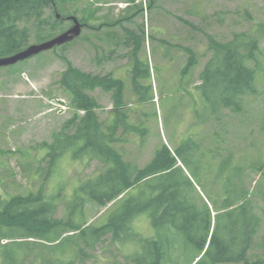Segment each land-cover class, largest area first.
Instances as JSON below:
<instances>
[{
    "label": "trees",
    "instance_id": "1",
    "mask_svg": "<svg viewBox=\"0 0 264 264\" xmlns=\"http://www.w3.org/2000/svg\"><path fill=\"white\" fill-rule=\"evenodd\" d=\"M62 2L0 0V58L25 50L33 33L43 42L41 36L69 22V18L84 21L77 12L68 14L67 3ZM82 25L91 28L88 22ZM126 31V45H133L132 91L139 102L154 103L151 68L139 58L141 38ZM209 47H214L215 53L194 88L196 100L206 109L205 117L217 115L222 109L239 113L243 97L255 91L256 70L247 63L256 62L258 40L243 33L229 43H216L210 38ZM184 51L190 57L186 75L199 62L193 50ZM59 85L70 98L74 114L53 135L51 144H43L48 152L47 177L56 174L59 160L67 154L75 163L98 162L104 171L74 189L73 199L66 206L67 220L56 217L60 196L46 192V184L25 196H0L1 264H84L107 238L115 245L136 244L140 248L141 252L128 258L131 264H195L197 260L196 264H264V236L256 243L262 219L253 208L241 167L230 168L228 161L223 162L219 193L204 184L212 169L204 164L205 154L199 153V146L191 142L175 150L163 144L151 161L139 168L118 148L133 136L147 135L144 125L130 121L124 102L125 81L113 73L92 74L70 65L61 74ZM97 89L112 94L114 109L107 123L101 120L100 105L92 95ZM42 173L38 168L37 175ZM87 204L101 209L113 204L109 221L103 226L89 225ZM144 215L150 217L154 229L150 238L134 230V224ZM5 240L8 243L4 245ZM33 245L41 250L36 251ZM260 249L263 257L253 254Z\"/></svg>",
    "mask_w": 264,
    "mask_h": 264
},
{
    "label": "rangeland",
    "instance_id": "2",
    "mask_svg": "<svg viewBox=\"0 0 264 264\" xmlns=\"http://www.w3.org/2000/svg\"><path fill=\"white\" fill-rule=\"evenodd\" d=\"M63 2L67 3L68 14L77 12L84 20L81 24L88 22L91 28L85 29L66 48H56L17 65L0 68V196L5 199L25 196L46 184V192L60 196L56 217L67 220L66 206L73 199L74 189L83 180L104 171L98 162L75 163L72 155L67 154L59 160L56 174L52 177L46 174L48 152L43 144H51L53 135L74 114L70 98L59 85L61 74L73 65L87 73H113L125 81L124 102L130 121L136 126L144 125L147 135L133 136L118 148L139 168L151 161L161 145L175 150L191 142L199 146V153L205 154L204 164L212 169L204 184L213 193H219L223 162L228 161L230 168L241 167L253 208L262 219L258 244L264 236V0ZM102 24L107 27L96 31ZM72 26L70 21L59 25L41 36L45 38L43 42L40 35L33 33L29 46L47 42L59 36L60 30L66 32ZM126 30L141 38L139 58L150 65L154 103L139 102L132 91L133 45H126ZM243 33L258 40L256 62L247 63L256 70L255 91L243 97L241 112L222 109L217 115L205 117L206 109L196 100L194 88L200 84V74L215 53L214 47L210 50L209 40L229 43ZM186 48L193 50L199 64L184 75L190 59L184 51ZM92 95L100 105L101 120L107 123L114 109L112 94L97 89ZM59 104L67 106L68 111H62ZM38 168L43 170L39 176ZM196 187L208 202L203 190ZM112 206L101 209L87 204L88 224L105 225ZM134 225L141 236H154L148 215L140 217ZM33 246L36 251L41 250L40 246ZM137 251L141 252L136 244L115 245L107 238L84 264H131L128 258ZM255 253L263 257L261 249Z\"/></svg>",
    "mask_w": 264,
    "mask_h": 264
},
{
    "label": "water",
    "instance_id": "3",
    "mask_svg": "<svg viewBox=\"0 0 264 264\" xmlns=\"http://www.w3.org/2000/svg\"><path fill=\"white\" fill-rule=\"evenodd\" d=\"M57 18L60 19L59 14H57ZM69 20L73 22V26L69 30L42 44L31 45L15 55L0 58V68L17 65L20 62H24L53 49L63 47L77 40L83 33V25L76 17H71Z\"/></svg>",
    "mask_w": 264,
    "mask_h": 264
},
{
    "label": "built area",
    "instance_id": "4",
    "mask_svg": "<svg viewBox=\"0 0 264 264\" xmlns=\"http://www.w3.org/2000/svg\"><path fill=\"white\" fill-rule=\"evenodd\" d=\"M59 107H60V109H61L62 111H64V112H67V111H68V107L65 106V105H63V104H59Z\"/></svg>",
    "mask_w": 264,
    "mask_h": 264
},
{
    "label": "flooded vegetation",
    "instance_id": "5",
    "mask_svg": "<svg viewBox=\"0 0 264 264\" xmlns=\"http://www.w3.org/2000/svg\"><path fill=\"white\" fill-rule=\"evenodd\" d=\"M85 30V29H84Z\"/></svg>",
    "mask_w": 264,
    "mask_h": 264
}]
</instances>
